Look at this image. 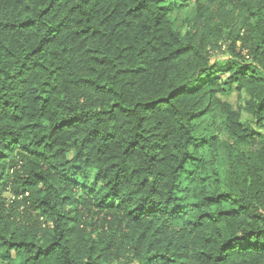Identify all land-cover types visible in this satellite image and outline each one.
Instances as JSON below:
<instances>
[{
    "label": "trees",
    "instance_id": "obj_1",
    "mask_svg": "<svg viewBox=\"0 0 264 264\" xmlns=\"http://www.w3.org/2000/svg\"><path fill=\"white\" fill-rule=\"evenodd\" d=\"M173 1L0 0V264H264V0Z\"/></svg>",
    "mask_w": 264,
    "mask_h": 264
},
{
    "label": "rangeland",
    "instance_id": "obj_2",
    "mask_svg": "<svg viewBox=\"0 0 264 264\" xmlns=\"http://www.w3.org/2000/svg\"><path fill=\"white\" fill-rule=\"evenodd\" d=\"M186 6H181L179 1L170 2L172 11L170 13V19L172 20L173 27L180 34H184L190 26L197 33H201L207 27L212 26L216 16L221 14V5L217 2H203L200 8L195 0H187ZM183 4V3H182ZM236 3H232L226 13L225 19L222 21L223 30H226L227 25H234L242 21L241 12L235 7ZM197 19V21H196ZM223 39L220 40L219 45L222 47V52H219L220 57H225L224 53L227 37L224 33ZM224 53V54H222ZM224 59V58H223ZM236 100L235 93H232L228 98L229 102ZM196 136L199 138L218 137L224 138V120L222 115L218 111H213L207 116L203 117L196 122Z\"/></svg>",
    "mask_w": 264,
    "mask_h": 264
}]
</instances>
